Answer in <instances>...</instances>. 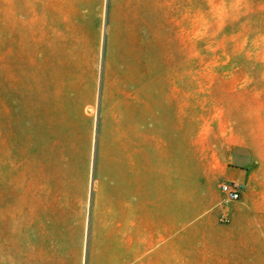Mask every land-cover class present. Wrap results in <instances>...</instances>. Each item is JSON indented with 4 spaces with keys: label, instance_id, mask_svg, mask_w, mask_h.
<instances>
[{
    "label": "rangeland",
    "instance_id": "1",
    "mask_svg": "<svg viewBox=\"0 0 264 264\" xmlns=\"http://www.w3.org/2000/svg\"><path fill=\"white\" fill-rule=\"evenodd\" d=\"M239 144L251 229L214 192ZM131 195L130 264H264V0H0V264H116Z\"/></svg>",
    "mask_w": 264,
    "mask_h": 264
},
{
    "label": "crops",
    "instance_id": "2",
    "mask_svg": "<svg viewBox=\"0 0 264 264\" xmlns=\"http://www.w3.org/2000/svg\"><path fill=\"white\" fill-rule=\"evenodd\" d=\"M257 160V154L255 149L249 144H239L233 147L225 158L223 168L218 172L217 178L224 182H231L238 186L241 197L238 200L226 202L222 204L218 209L222 212H226L232 218H238L239 216L248 217V225L242 228L251 229L256 222L255 217H252L253 203L252 198L255 196L252 189V180L254 179V166ZM216 196L223 195L219 188H216ZM256 193V192H255ZM224 196V195H223ZM146 203L139 200L135 201L134 206H129L127 200H124L120 205V213L117 214L116 219L120 223V231L116 235V264H130L135 254L140 253L143 248L140 244V238L136 241L134 235L140 236V220L146 221V223L154 224V213L152 203L146 204L151 207L150 211L143 210ZM242 208L240 212H232V208ZM141 209V210H140ZM259 222L258 232L255 233V237L260 238L261 222H264V216H258ZM201 226V223L195 221L192 227L196 228ZM191 227V228H192ZM186 221L180 224V238H186L187 231ZM126 236V239H125ZM125 239V241H124ZM185 252L194 253L198 252L197 247L194 249L188 248L187 244L184 245ZM181 251V250H180ZM125 253H131V255L124 256Z\"/></svg>",
    "mask_w": 264,
    "mask_h": 264
},
{
    "label": "built area",
    "instance_id": "3",
    "mask_svg": "<svg viewBox=\"0 0 264 264\" xmlns=\"http://www.w3.org/2000/svg\"><path fill=\"white\" fill-rule=\"evenodd\" d=\"M221 191L227 200H238L241 197V192L238 186L231 182L222 183Z\"/></svg>",
    "mask_w": 264,
    "mask_h": 264
},
{
    "label": "bare ground",
    "instance_id": "4",
    "mask_svg": "<svg viewBox=\"0 0 264 264\" xmlns=\"http://www.w3.org/2000/svg\"><path fill=\"white\" fill-rule=\"evenodd\" d=\"M146 130H148V126L145 128ZM150 129V128H149ZM143 188L144 189H148V184H147V182H145L144 184H143ZM149 194L148 193H146L145 192V200H146V203H148L149 202ZM137 200V198H135V195L134 196H132L131 195V204H132V206H134V203H135V201ZM138 201V200H137ZM146 205V204H145ZM145 207H147V205L145 206Z\"/></svg>",
    "mask_w": 264,
    "mask_h": 264
}]
</instances>
